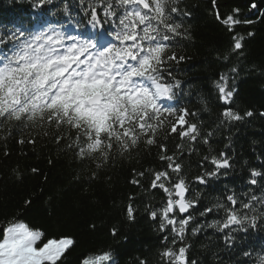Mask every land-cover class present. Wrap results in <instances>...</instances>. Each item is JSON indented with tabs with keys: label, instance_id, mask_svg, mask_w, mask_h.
<instances>
[{
	"label": "trees",
	"instance_id": "trees-1",
	"mask_svg": "<svg viewBox=\"0 0 264 264\" xmlns=\"http://www.w3.org/2000/svg\"><path fill=\"white\" fill-rule=\"evenodd\" d=\"M110 2L118 15L123 13L115 0ZM37 3L0 0V33L35 31L47 24L67 28L69 23L89 36L96 31L88 24L89 5L106 19L102 0H51L42 7ZM177 7L180 11L172 16L182 25L183 35L170 42L168 54L174 52L184 59L169 63L172 76L166 79L178 80L180 85L175 89L176 99L167 103L177 111L186 108L195 114L187 119L198 126L197 141L171 134L168 122L175 118L168 117L156 144L149 146L142 140L124 155L114 150L113 158L97 168L90 159H78L76 151L66 146L70 141L57 144L51 134L54 127L0 124V239L6 226L21 221L44 233L41 243L73 238L74 245L59 264H81L84 257L104 252L111 253L112 264H170L162 253L169 248L178 252L180 247L187 249L189 264H259L264 257V204L253 201L254 213L243 210L260 217L255 228L234 225L220 231L209 225L225 219L222 209L201 213L218 202L227 204L225 197L230 194L238 202H249L253 195L264 198V0H215V5L213 0H179ZM229 15L241 23L226 25L223 21ZM248 20L253 23H244ZM104 27L112 30L109 23ZM237 39L242 43L240 50H234ZM218 85L233 91L228 103L220 98ZM225 109L244 118L227 121L222 115ZM248 111L251 117L244 115ZM44 131L50 134L44 136ZM30 139L35 143H29ZM160 144H166V154L181 163L187 198L196 200L182 239L160 215L167 194L151 187L152 174L167 170L168 162L159 158ZM221 153L230 167L199 183L196 177L215 170L211 157L221 158ZM252 171L261 175L252 177ZM129 204L133 220L127 217ZM152 211L157 212L155 219ZM183 216L175 214L177 220Z\"/></svg>",
	"mask_w": 264,
	"mask_h": 264
},
{
	"label": "snow or ice",
	"instance_id": "snow-or-ice-1",
	"mask_svg": "<svg viewBox=\"0 0 264 264\" xmlns=\"http://www.w3.org/2000/svg\"><path fill=\"white\" fill-rule=\"evenodd\" d=\"M50 2L38 0L37 6ZM178 2L115 0V7L124 9L118 15L110 0L106 4L102 0L100 7L106 19L101 18L97 7L89 5L88 24L96 30L89 36L73 35L62 26L52 24L35 31L17 29L0 33V124L17 122L26 127H54L51 134L57 144L70 141L66 146L76 151L77 158L81 161L90 159L96 162L97 168L113 158L114 150L124 155L142 140L149 146L156 144L157 133L165 127L168 117L175 118L168 122L171 134L178 133L182 139L196 142L198 126L187 119L195 114L186 108L177 111L167 103L176 99L175 89L180 85L178 80L173 83L166 79V76H172L169 63L184 59L174 52L168 54L170 42L183 35L179 31L182 25L175 23L172 16L180 11ZM252 7L256 5L252 4ZM217 16L219 18L218 13ZM223 22L226 25L241 23L232 15ZM106 23L112 25L111 31L104 27ZM241 48L242 43L237 39L234 50ZM221 80L226 83V77L221 76ZM218 89L220 98L228 103L233 91L223 85H218ZM222 115L227 121L244 118L231 109H225ZM244 115L251 117L253 113L248 111ZM49 134L43 132L44 136ZM19 142L24 143V140ZM28 142L35 143V140ZM204 143H208L207 138ZM159 148L160 160L168 162L167 170L152 174L151 187L167 194L160 215L182 239L192 220L189 210L194 208L196 200L187 198L189 188L181 175V163L174 155L166 154V144H160ZM224 156L221 153V158L211 157L215 170L197 176L196 180L205 184L206 177L216 176L220 169L230 167ZM170 173H175L176 178L173 179ZM251 175L261 174L252 171ZM250 183L255 185L257 181L252 179ZM225 199L227 204L218 202L201 213L206 215L214 209L225 212V219L214 221L210 227L223 231L234 225L241 228L257 226L260 217L250 216L243 210L254 213L253 201L264 204V198L253 195L249 202H238L235 194H230ZM185 213L188 215L179 220L175 218V214ZM127 217L129 220L135 218L131 204L127 207ZM151 217L155 219L157 212L152 211ZM164 227L165 223H162L161 229ZM113 235H116L115 229ZM43 236L42 231L34 230L24 222L10 223L0 239V264H59L75 243L73 238L64 237L41 244ZM186 251L185 247H180L178 252L169 248L162 256L167 257L170 264H189ZM81 264H112V256L109 252L86 256ZM259 264H264V257H260Z\"/></svg>",
	"mask_w": 264,
	"mask_h": 264
},
{
	"label": "water",
	"instance_id": "water-1",
	"mask_svg": "<svg viewBox=\"0 0 264 264\" xmlns=\"http://www.w3.org/2000/svg\"><path fill=\"white\" fill-rule=\"evenodd\" d=\"M185 214H187V213H185ZM185 214H182V215H185Z\"/></svg>",
	"mask_w": 264,
	"mask_h": 264
},
{
	"label": "rangeland",
	"instance_id": "rangeland-1",
	"mask_svg": "<svg viewBox=\"0 0 264 264\" xmlns=\"http://www.w3.org/2000/svg\"><path fill=\"white\" fill-rule=\"evenodd\" d=\"M21 222V221H20ZM42 244V243H41Z\"/></svg>",
	"mask_w": 264,
	"mask_h": 264
}]
</instances>
